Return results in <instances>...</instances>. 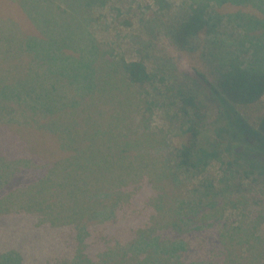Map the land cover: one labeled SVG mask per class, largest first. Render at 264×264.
<instances>
[{"label": "trees", "instance_id": "16d2710c", "mask_svg": "<svg viewBox=\"0 0 264 264\" xmlns=\"http://www.w3.org/2000/svg\"><path fill=\"white\" fill-rule=\"evenodd\" d=\"M125 1L0 0V26L18 39L5 41L31 55L24 75L1 84L0 127L52 142L12 159L0 145V191L35 159L44 169L0 196V216L74 234V255L45 264H264V0H143L140 14ZM226 3L236 11L217 9ZM114 23L136 57L101 41ZM163 33L201 68L169 67L171 53L156 50ZM92 127L102 149L90 165ZM118 212L137 222L99 230L106 248L89 257L90 233Z\"/></svg>", "mask_w": 264, "mask_h": 264}, {"label": "rangeland", "instance_id": "374dc122", "mask_svg": "<svg viewBox=\"0 0 264 264\" xmlns=\"http://www.w3.org/2000/svg\"><path fill=\"white\" fill-rule=\"evenodd\" d=\"M14 1V0H9ZM127 1V0H126ZM125 1V2H126ZM137 2V3H135ZM147 2H151L148 0ZM127 5H130L131 10L134 11L135 8H138V14L141 12H146V9L143 7L147 5L143 0H130ZM153 5V4H152ZM176 5L179 7L182 5V0ZM174 5V8L177 6ZM210 6V5H208ZM121 6V4L119 5ZM125 8V7H123ZM107 8L101 9V12H104V17L102 20L104 21L108 15ZM219 11L222 13H233L236 11L237 7L232 5L231 3H226L220 7H217ZM255 11V10H253ZM101 20V24H102ZM2 23V22H0ZM27 23V24H25ZM5 24V23H4ZM24 26L27 28L29 27V22L24 20ZM117 25L114 23L113 26L103 28L101 25V41L105 39H110L114 37V40L119 44L120 49L124 52L127 59L132 58L133 56L136 57L135 48L138 46L136 43L130 41V37L128 39H123V41L119 42L116 37L115 27ZM2 27V28H1ZM29 33H33V30H27ZM121 32L125 34V30L121 28ZM15 39L18 40L15 35H9L6 33V30L3 26H0V87L1 84L5 81L9 80H17L19 76L24 75V71L28 68V64L31 60L30 54L23 53L22 44L23 42L15 41L7 42L5 39ZM37 41L40 39L35 36L33 37ZM261 44H258L257 47L259 48ZM156 50L157 51H164L165 49L168 50L171 54L169 55L171 58L169 59V63L167 64L169 67L172 65L174 69L180 73L184 70H189L194 64L197 68H201L198 64L193 61H190L188 56L184 54L183 51H180L176 48V46L172 43L171 39L167 37L164 33L156 36ZM133 47V48H132ZM173 52V53H172ZM159 56L156 57L159 60ZM188 72V71H187ZM179 77H175L178 79ZM109 84L114 87H117L112 80H110ZM120 89V88H119ZM101 98V93H99V97ZM118 104L122 101V97L118 96ZM260 101L263 102L264 105V94L260 96ZM93 113L92 111L90 112ZM96 113V112H95ZM89 115V113H88ZM155 120V124L162 125V120H160V116L157 115ZM159 120V121H158ZM92 142H93V151L91 154L95 153V150L99 151L102 149V142L101 145L97 141L98 136L96 135L95 127H92L91 131ZM105 135L101 134V141ZM0 145L4 148L5 155L8 158H21L24 156L33 157V151L40 150V149H51L52 142L49 140L46 133L37 132L34 129H28L26 127L17 126H5L0 127ZM158 149H162V147H158ZM18 153L17 156L13 154ZM91 155L90 157V165L92 162L96 160V155ZM51 161H43L42 167L45 165L48 167V164ZM32 166L29 170L26 169L20 175H11L12 177L7 182V185H4L0 191L1 199L7 195L8 191H11L12 188L17 187L18 184L28 183L36 180L44 171L41 168L40 161L36 160L31 162ZM104 167V162L101 156V170ZM147 190V194H148ZM232 211L237 214V211ZM114 217V215L112 216ZM115 218H117L116 222H106L105 224H101L92 231L91 236L87 238L85 241L87 244V248L85 253L90 257L96 255L99 251L104 250L105 244L101 245V240L99 241L97 237L98 231L100 230L101 233L105 234H116L118 232L121 235V231L127 230V228H132L134 224L137 222V219L128 218L125 219L122 213L118 212L115 214ZM110 220V219H109ZM37 220L33 216L25 213L21 214H13V215H1L0 216V254H8L12 252H17L22 254L23 262L22 264H45V260L48 258L53 260L54 256L59 254V256L63 258H71L74 255L75 249L77 247L76 241L74 238V234L70 235V233L66 234L65 229L56 228L55 230L46 229L45 228H38ZM69 228H66V230ZM123 231V232H124ZM105 243V242H103ZM55 254V255H54Z\"/></svg>", "mask_w": 264, "mask_h": 264}]
</instances>
